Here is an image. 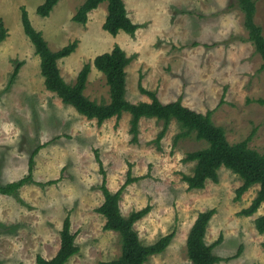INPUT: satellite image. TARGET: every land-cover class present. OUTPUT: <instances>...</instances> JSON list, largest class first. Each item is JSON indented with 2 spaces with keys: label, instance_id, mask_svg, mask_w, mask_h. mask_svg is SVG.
Returning <instances> with one entry per match:
<instances>
[{
  "label": "rangeland",
  "instance_id": "374dc122",
  "mask_svg": "<svg viewBox=\"0 0 264 264\" xmlns=\"http://www.w3.org/2000/svg\"><path fill=\"white\" fill-rule=\"evenodd\" d=\"M43 1L0 0V22L6 30L0 44V185L24 178L32 152L40 147L34 157V183L13 196L0 195V264H36L37 256H55L66 217L79 249L66 264H101L120 255L118 233L104 230L105 219L96 212L104 200L96 155L111 193L124 184L128 171L136 179L121 194L122 216L151 207L134 224L143 245L174 232L166 250L144 264H192L186 255L187 234L196 216L209 209L215 214L205 243L221 236L213 253L228 259L217 264H264V233L254 226L264 215V203L250 217L239 215L256 196L258 185L236 201L242 182L222 167L216 183L207 180L203 189L188 190L181 177L191 174L194 163L183 159L204 148L205 142L190 136L174 143L181 129L171 120L156 145L163 123L142 118L133 143L128 113L101 125L79 115L45 89L39 57L21 24L23 8L50 50L77 43L58 68L63 80L72 84L89 63L84 95L90 100H109L105 78L92 61L117 45L131 59L125 68L127 101L149 102L139 91L140 83L162 103L181 99L198 113L210 111L230 144L254 133L248 146L263 154L264 105L255 101L264 99V70L260 55L247 41L236 0H123L128 18L139 28L133 35L119 32L115 37L102 28L106 3L80 25L72 17L85 0H60L46 18L36 14ZM253 1L254 22L264 37V0ZM16 63L21 67L8 85Z\"/></svg>",
  "mask_w": 264,
  "mask_h": 264
},
{
  "label": "trees",
  "instance_id": "16d2710c",
  "mask_svg": "<svg viewBox=\"0 0 264 264\" xmlns=\"http://www.w3.org/2000/svg\"><path fill=\"white\" fill-rule=\"evenodd\" d=\"M59 1L44 0L36 8V14L42 18L48 17ZM101 3H106L107 7L102 28L109 35L115 37L119 32L133 35L139 28L128 18L123 0H85L72 17V21L85 25L88 15ZM236 3L243 13V24L248 33L247 41L260 55L262 59L260 70H264V37L261 27L254 22L255 3L253 0H236ZM21 24L24 34L31 42L35 54L39 57L40 74L45 89L56 95L63 104L71 106L87 120H96L98 125L111 118L119 119L123 113H128L133 143L137 139L140 119L154 118L163 123L162 129L155 139L156 145L163 138L171 120H174L181 129L180 133L175 136L174 143L190 136H193L196 141L205 142L204 148L187 153L183 159L184 162L194 163L191 174L181 177L188 190L203 189L207 180L216 183L218 170L223 167L237 175L242 182L240 187L236 189V201L252 186L258 185L259 187L250 205L239 212L240 216H252L264 203V153H258L248 146L254 133L240 142L230 144L226 139L224 130L212 122L210 111L205 114L198 113L184 106L181 99L162 103L156 92L146 91L140 83L138 85L139 91L149 98V102L131 103L127 101L125 68L131 59L127 58L124 51L117 45L110 52L100 54L92 61V66L105 78L109 100L108 102L90 100L84 95V91L91 65L89 63L84 64L72 84L63 80L58 68V62L69 57L75 51L77 43L72 41L57 51L50 50L42 34L31 25L27 12L23 8ZM5 38L6 30L0 22V44ZM20 67L21 63L15 64L8 85L13 83ZM255 102L264 105V99H258ZM39 148H36L29 158L27 175L17 182H11L4 186L0 185V195L13 196L21 187L34 183L32 170H34V157L40 150ZM96 161L100 166L99 171L102 175L100 191L104 198L96 212L105 219L104 230L118 233L120 239V255L114 260L101 264H144L151 256L163 253L173 239L174 232L159 238L150 245H143L134 230V224L149 213L151 209L149 205L129 213L127 217L120 213L119 200L121 194L126 186L135 182L136 179L132 178L128 171L124 184L117 191L111 193L106 187L103 165H101L97 155ZM48 184H52V182H48ZM214 214V209L199 213L187 234L186 255L192 264H217L220 261L228 260L217 257L213 253V249L221 242V236L210 245L205 243L206 229ZM69 226L70 219L66 217L60 231V247L57 253L50 259L37 256L36 264H66L73 255L78 253L79 249L74 243L75 234L70 232ZM254 226L259 234L264 233V215L254 220ZM262 246L264 248V244Z\"/></svg>",
  "mask_w": 264,
  "mask_h": 264
}]
</instances>
